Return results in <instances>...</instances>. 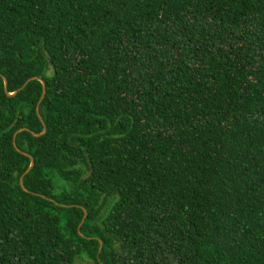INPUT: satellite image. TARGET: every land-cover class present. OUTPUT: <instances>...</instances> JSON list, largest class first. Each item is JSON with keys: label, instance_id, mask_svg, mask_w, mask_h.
Listing matches in <instances>:
<instances>
[{"label": "trees", "instance_id": "obj_1", "mask_svg": "<svg viewBox=\"0 0 264 264\" xmlns=\"http://www.w3.org/2000/svg\"><path fill=\"white\" fill-rule=\"evenodd\" d=\"M0 264H264V0H0Z\"/></svg>", "mask_w": 264, "mask_h": 264}, {"label": "water", "instance_id": "obj_2", "mask_svg": "<svg viewBox=\"0 0 264 264\" xmlns=\"http://www.w3.org/2000/svg\"><path fill=\"white\" fill-rule=\"evenodd\" d=\"M2 78H3V81H4V85H5V92H6V94H7L8 97H14L18 92H20V91H22L23 89H25L26 86H27L30 82H32V81H39V82L42 84V88H43V89H42V95H41V98H40L39 103H38V105H37L36 112H37V116H38L39 120H40L41 123L43 124V132H42L41 134H33V136H35V137H41V136L45 135L47 129H46V125H45L43 119L41 118L39 107H40L41 103L43 102V100H44V98H45V96H46V83H45L42 79H40V78H38V77H34V78L29 79V80L23 85V87H22L19 91L15 92V93H13V94H9V93H8V90H7L8 82H7L6 78H4V77H2ZM22 131H28V132H30L29 130L22 129V130L18 131V133H20V132H22ZM18 133H17V134H18ZM13 145H14L16 151H18L19 153H21V154H23V155L29 157L27 154L21 152V151L17 148V144H16V135L14 136ZM30 160H31V165H30V167L27 169V171H26V173L24 174V176L27 175V174H29L30 171H31V169H32V168L34 167V165H35L34 160H33L31 157H30ZM89 163H90V162H89ZM91 175H92V164L90 163V171H89V173L86 175L85 180L89 179V177H90ZM24 176H22L21 179H20V185H21L22 189H23L26 193H28V190H27V189L24 187V185H23V178H24ZM44 198H45V197H44ZM50 201H51V202H54L53 200H50ZM54 203H55L56 205H59V204L56 203V202H54ZM60 206H62V205H60ZM63 207H68V206H63ZM83 211H84V217H83V219H82V221H81V224H80L79 228L84 224V222H85V220H86V218H87V212H86V210L83 209ZM79 233H80V232H79ZM101 250H102V243H101L100 251H101Z\"/></svg>", "mask_w": 264, "mask_h": 264}]
</instances>
